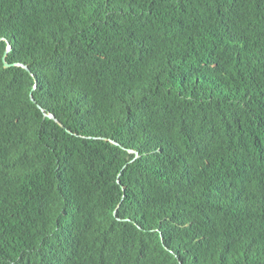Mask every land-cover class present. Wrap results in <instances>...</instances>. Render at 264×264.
I'll return each instance as SVG.
<instances>
[{
	"label": "trees",
	"instance_id": "trees-1",
	"mask_svg": "<svg viewBox=\"0 0 264 264\" xmlns=\"http://www.w3.org/2000/svg\"><path fill=\"white\" fill-rule=\"evenodd\" d=\"M0 264H264V0H0Z\"/></svg>",
	"mask_w": 264,
	"mask_h": 264
},
{
	"label": "water",
	"instance_id": "water-1",
	"mask_svg": "<svg viewBox=\"0 0 264 264\" xmlns=\"http://www.w3.org/2000/svg\"><path fill=\"white\" fill-rule=\"evenodd\" d=\"M10 49H11V47L10 46H8V48H7V51H6V53H5V56H4V58H3V61H4V63H5V67L6 68H8V67H10V66H12L11 64H9L8 62H7V60H6V56H7V54H8V52L10 51ZM26 70H28L29 72H31L30 71V69L28 68V66H26V65H22ZM32 100L35 102V99L32 97ZM41 108V107H40ZM50 118H52V119H54L56 122H58L61 126H63V124L58 120V119H56V117L54 116V115H50L49 116ZM114 143H116V142H114ZM116 144H118V143H116ZM131 153H135L136 154V157H137V155H138V153L137 152H135V151H133V150H129Z\"/></svg>",
	"mask_w": 264,
	"mask_h": 264
}]
</instances>
